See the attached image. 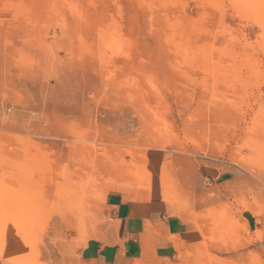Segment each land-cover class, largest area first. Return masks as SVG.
<instances>
[{"label": "rangeland", "instance_id": "obj_1", "mask_svg": "<svg viewBox=\"0 0 264 264\" xmlns=\"http://www.w3.org/2000/svg\"><path fill=\"white\" fill-rule=\"evenodd\" d=\"M121 263L264 264V0H0V264Z\"/></svg>", "mask_w": 264, "mask_h": 264}, {"label": "crops", "instance_id": "obj_2", "mask_svg": "<svg viewBox=\"0 0 264 264\" xmlns=\"http://www.w3.org/2000/svg\"><path fill=\"white\" fill-rule=\"evenodd\" d=\"M116 216L119 218L117 222L119 225V232H123V235H125V237L123 238L124 241H128V237L134 236L139 237L141 241L142 239L157 240V230H159V228L151 224L152 222H154V219L147 213H144L142 215L138 212L134 213V211L132 210L127 211V213L125 211L119 210V213H117ZM123 249L125 251V254H129L131 251L135 250L133 244L131 245L129 243H125L123 245ZM139 251H141V249Z\"/></svg>", "mask_w": 264, "mask_h": 264}]
</instances>
